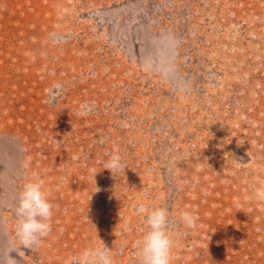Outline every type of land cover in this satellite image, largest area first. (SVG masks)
I'll return each instance as SVG.
<instances>
[{"label":"rangeland","instance_id":"374dc122","mask_svg":"<svg viewBox=\"0 0 264 264\" xmlns=\"http://www.w3.org/2000/svg\"><path fill=\"white\" fill-rule=\"evenodd\" d=\"M34 173L52 231L28 249L15 205ZM258 178L264 0H0V256L140 264L143 204L169 213L171 264H264Z\"/></svg>","mask_w":264,"mask_h":264},{"label":"clouds","instance_id":"9594fccd","mask_svg":"<svg viewBox=\"0 0 264 264\" xmlns=\"http://www.w3.org/2000/svg\"><path fill=\"white\" fill-rule=\"evenodd\" d=\"M126 168L119 150L116 149L103 162L102 169H107L114 178L120 173H124ZM93 175L98 172L92 169ZM34 179L26 182L19 193V199L15 205V236L20 241V245L25 248L34 249L38 247L44 238L52 231L53 205L49 199V192L44 188V181L38 174H33ZM253 198L258 203H264V178L255 181ZM99 191L97 190L95 192ZM237 210H241L239 207ZM136 212L144 214L147 231L142 236L139 244L140 264H171L174 259V241L168 234L169 213L163 207L145 206L140 204L136 207ZM199 216L195 211H183L180 213V221L186 228L197 227ZM16 247H10L4 256H0V264H18L10 253ZM93 255L91 250H86L83 257L87 259ZM105 264H111L107 253H103Z\"/></svg>","mask_w":264,"mask_h":264}]
</instances>
